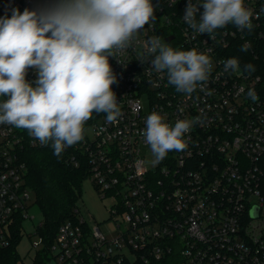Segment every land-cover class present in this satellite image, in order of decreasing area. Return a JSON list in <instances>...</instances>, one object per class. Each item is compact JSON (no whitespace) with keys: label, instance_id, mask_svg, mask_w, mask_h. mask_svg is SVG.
I'll list each match as a JSON object with an SVG mask.
<instances>
[{"label":"built area","instance_id":"built-area-1","mask_svg":"<svg viewBox=\"0 0 264 264\" xmlns=\"http://www.w3.org/2000/svg\"><path fill=\"white\" fill-rule=\"evenodd\" d=\"M47 3L6 0L0 15L40 12ZM152 4L155 20L126 50L109 57L122 115L109 123L106 114L93 113L83 139L64 149L67 163H86L87 178L112 201L115 230L103 232L77 207L52 243L40 236L32 244L43 255L38 263L37 253L32 264H264V0H244L253 13L251 31L229 23L213 38L184 22L188 0ZM202 12L201 6L197 19ZM155 36L175 50L196 49L211 58L202 87L191 95L177 92L166 70L152 68L145 45ZM245 44L247 52L241 51ZM231 58L238 59L241 74L224 71ZM247 64L255 71L243 72ZM37 78L29 68L26 80L34 85ZM249 89L257 101L247 97ZM153 112L173 127L199 117L185 134L186 149L168 152L158 164L142 135ZM44 148L52 147L27 130L0 124V249L14 242L19 219L22 231L24 222L34 219L25 155Z\"/></svg>","mask_w":264,"mask_h":264},{"label":"clouds","instance_id":"clouds-1","mask_svg":"<svg viewBox=\"0 0 264 264\" xmlns=\"http://www.w3.org/2000/svg\"><path fill=\"white\" fill-rule=\"evenodd\" d=\"M154 13L152 0H56L40 12L25 9L21 14L17 9L11 18H0V98H6L0 100V124L27 130L41 145L51 144L59 157L65 147L83 139L93 113L116 122L122 112L111 87L116 76L109 57L126 50L155 20ZM252 16L244 0H188L183 20L196 33L212 37L229 23L251 31ZM145 47L152 68L166 70L177 92L191 95L212 71L211 58L196 49L175 50L159 36L150 37ZM249 47L245 44L241 51ZM29 68L38 74L35 86L26 80ZM223 68L242 72L236 58L224 62ZM254 71L252 64L243 67V72ZM247 97L258 100L254 89ZM198 120H178L173 127L161 114H150L142 135L152 163H160L170 151H184L185 134Z\"/></svg>","mask_w":264,"mask_h":264},{"label":"trees","instance_id":"trees-1","mask_svg":"<svg viewBox=\"0 0 264 264\" xmlns=\"http://www.w3.org/2000/svg\"><path fill=\"white\" fill-rule=\"evenodd\" d=\"M5 1L0 0V5ZM55 3L56 0H48L46 6L51 7ZM0 18H7V15H0ZM66 157L67 153L64 151L59 157L54 155L53 148L29 149L25 155V181L35 194V205L42 215V225L37 234L42 236L47 244L54 241L60 225L73 218V211L79 207L82 198L83 182L89 174L86 163L82 162L80 167H74L67 163ZM13 232L12 245L0 249V264H18L17 247L23 232L20 219ZM42 258L43 255L38 253V263Z\"/></svg>","mask_w":264,"mask_h":264},{"label":"rangeland","instance_id":"rangeland-1","mask_svg":"<svg viewBox=\"0 0 264 264\" xmlns=\"http://www.w3.org/2000/svg\"><path fill=\"white\" fill-rule=\"evenodd\" d=\"M30 215L34 216L33 220L24 222L22 240L20 241L17 252L19 253L18 264H32L37 258L40 250L33 248L32 244L38 242L40 236L36 234L35 226L42 222V215L36 204V196L31 192ZM112 201L103 199L101 194L94 188L89 178L85 179L82 187V198L79 201L83 215L92 223L98 224L103 232L115 230V223L111 217L110 207Z\"/></svg>","mask_w":264,"mask_h":264},{"label":"water","instance_id":"water-1","mask_svg":"<svg viewBox=\"0 0 264 264\" xmlns=\"http://www.w3.org/2000/svg\"><path fill=\"white\" fill-rule=\"evenodd\" d=\"M170 40H171V38H168V39H167V41H170ZM256 216H257V213L254 212V213H253V217H256Z\"/></svg>","mask_w":264,"mask_h":264}]
</instances>
